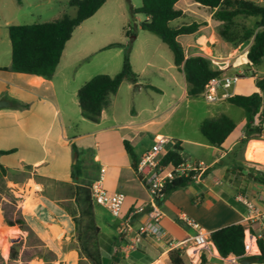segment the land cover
<instances>
[{
    "label": "crops",
    "instance_id": "crops-1",
    "mask_svg": "<svg viewBox=\"0 0 264 264\" xmlns=\"http://www.w3.org/2000/svg\"><path fill=\"white\" fill-rule=\"evenodd\" d=\"M108 1L76 29L100 15ZM180 11L182 16L192 17L193 21L187 25L201 24L195 33L187 35L194 36V40L185 47L179 41V37L184 35L177 38L185 57L206 56L212 63L232 57L233 50L230 51L226 44L215 38L211 10L194 3ZM142 20L143 17L137 18L138 24ZM137 28L140 29L139 25ZM105 46L99 51H104L102 48ZM218 47L222 49L220 53H217ZM10 66L0 67V93L9 91L13 97L20 99L28 107L22 109L10 104L8 108L0 109V150H14L11 154L0 156V165L10 170L5 182L15 202L16 211L11 220L20 218L24 223L22 229L19 225L8 226L0 207V238L7 242L5 254L4 247L0 245V258L5 264H44L42 257L51 253L55 259L48 264H89L86 259L79 256L75 226L71 218L57 198L44 193L46 182H70L72 151L65 128L70 129L77 116L81 120H87L81 117L78 102H75L74 98H68L69 80L63 78L61 82L58 81V85L55 84L57 67L52 79L45 80L34 75L11 72ZM171 67L184 80L183 74L174 65ZM172 80L174 82L173 78ZM183 83L182 96H187L185 80ZM133 87L137 92L145 87L158 93L162 92L139 83ZM78 89L73 90V97L76 96ZM231 93L237 94L235 90ZM224 102L227 103L226 100L218 103ZM139 107V113L145 111L150 114L158 110L159 104L145 103ZM220 114L224 113L218 112L214 117ZM136 118L138 112L131 109L128 120L121 121L119 115L118 122L115 107L109 105L101 112L98 123L88 121L93 126L86 134L92 136L96 151V168L88 182L91 184L102 175L107 193H120L124 196L119 218H113L102 206L93 207L95 223L102 234L101 262L106 260L111 264V257L115 256L122 264H169L170 250L181 249L185 252L186 249L185 254L190 262L199 264L200 255L206 251L195 249L190 243L183 242L198 229L209 236L212 231L233 224L245 228L243 217L246 211L236 201L237 194L250 196L256 207L264 212V185L253 180V177L264 174V163L258 161L260 144H264V135L239 146V142L245 138L244 120L239 128L235 125V129L220 148L207 144L203 137L202 139L167 137L173 143L181 142L180 154L183 161L203 163L208 170L202 181L187 182L183 187L167 193L157 201L163 213L160 221L162 235L158 238L153 236L145 238L136 245L135 250L126 255L123 252L125 245L132 240L138 228L149 221L150 200L140 177L135 173L131 157L125 151L124 142L130 145L138 161L140 154L150 148L157 138H152L139 128L142 125L146 127L154 125L155 121L152 118L142 120ZM105 122L111 125L105 127ZM237 129L239 130L236 133ZM251 151H254V155L250 154ZM24 166H30L31 170L24 172ZM238 168H242L241 172ZM184 217L192 220L197 230L189 227L183 220ZM260 231L258 224L250 229L252 236L258 235ZM250 239L253 240L255 246L253 249L256 251L248 249L246 257L243 258L257 257L260 254L256 238ZM211 245V255L206 254L212 259L224 260L218 255L213 244ZM13 246L18 249L17 260L9 259V252ZM191 249L194 250L195 257L189 253ZM148 259L150 261H147ZM256 264H259L258 261Z\"/></svg>",
    "mask_w": 264,
    "mask_h": 264
},
{
    "label": "trees",
    "instance_id": "trees-1",
    "mask_svg": "<svg viewBox=\"0 0 264 264\" xmlns=\"http://www.w3.org/2000/svg\"><path fill=\"white\" fill-rule=\"evenodd\" d=\"M19 1V0H17ZM107 0H67L69 7L75 9V16L63 15L51 22L32 25H11L7 28L10 42L11 66L9 71L19 74L34 75L45 80H51L60 62L66 43L71 39L75 29L84 21L91 18ZM179 0H140V6L131 9L132 15H140L143 20L141 30L156 35L169 49L173 56V65L183 74L187 86L188 97H198L202 94L209 80L223 74L215 70L212 60L206 56L193 55L185 57L184 51L177 41L181 35L195 33L201 24L192 23L179 27H172L170 23L182 16V12L175 8ZM203 8L213 12L212 22L215 38L226 44L229 50L237 49L241 44L250 41L249 48L243 59L247 67H258L264 59V6H259L251 0H190ZM258 19L252 25L241 23L242 20ZM113 48L123 49L121 70L114 76L96 75L85 82L77 91L76 97L81 117L91 123H98L101 112L107 108L109 98L116 94L121 83L129 82L136 86L139 78L131 68L129 48L121 43L108 44L102 50ZM258 91L249 95L234 94L227 98V103L243 110L245 116V138L239 142L242 146L251 139L262 135L263 129L257 124L264 108V77L255 82ZM16 107V106H15ZM17 107L27 109L28 105ZM235 129L234 122L225 114L214 118L204 119L199 124V132L207 144L220 148L227 137ZM125 151L136 165V156L127 142ZM73 155H77L71 147ZM181 142L176 141L173 148L163 158V163L177 165L183 162L181 157ZM14 150H0V156L13 153ZM30 166H24L23 171L29 172ZM242 168H238L241 172ZM9 169L0 165V177L8 179ZM28 175V174H26ZM242 175V174H241ZM252 176V174H251ZM253 180L264 185V174L253 177ZM187 182L183 179L175 180L166 188V194L183 187ZM62 191L61 207L71 218L75 226V241L79 256L89 264H102L103 249L101 248L102 234L95 223L94 203L90 194V182L82 177V171L77 162L71 165L70 182H56ZM15 207L14 201L5 203ZM5 223L8 226L19 225L23 228V220H11L6 215L5 207L1 206ZM244 228L233 224L214 230L210 233V242L222 259L229 257L242 258L244 250ZM260 254L258 263L264 264V241L257 239ZM246 246L249 247L246 239ZM6 250H4V254ZM256 250H253L255 252ZM18 249L12 247L9 252L10 260H17ZM169 264H192L184 250L172 249L168 252ZM1 259V258H0ZM44 264L55 259L51 253L43 257ZM205 252L200 255L199 264L212 262ZM2 261V260H1ZM115 256L111 257V264H118Z\"/></svg>",
    "mask_w": 264,
    "mask_h": 264
},
{
    "label": "rangeland",
    "instance_id": "rangeland-1",
    "mask_svg": "<svg viewBox=\"0 0 264 264\" xmlns=\"http://www.w3.org/2000/svg\"><path fill=\"white\" fill-rule=\"evenodd\" d=\"M259 6H264V0H251ZM194 4L190 0H179L175 4L177 10H181L188 5ZM140 6V0H109L100 15H97L76 29L71 39L66 43L59 64L57 65V75L55 84L61 82L63 78L69 80V99L73 97V90L81 87L90 78L100 75H115L121 70L123 49H109L99 51V49L109 43H121L129 48L130 65L135 74L139 76V84L151 86L161 90V93L150 88L134 90L128 83H122L118 88L117 95L109 99L110 107L114 106L119 122L128 120L129 111L136 109L138 118H152L155 124L151 127L144 125L139 128L148 133L152 138L160 136L181 137L184 139L199 138V124L204 119H208L224 113L235 125H239L245 120L242 109L228 103H207L203 96L192 98L182 96L183 77L177 75L172 69V54L169 49L159 40L156 35L138 29L137 18L140 15H132L131 9ZM63 15L75 16V9L69 7L67 0H0V67L10 66V42L7 28L11 25H32L51 22L61 18ZM102 16V18H99ZM192 17L183 15L173 20L170 25L178 27L191 23ZM258 19L242 20L241 23L252 25ZM194 40V36H181L179 41L183 47ZM250 45V41L241 44L231 52V58L224 61H215L212 66L215 70H220L226 75H240L241 79L232 86L230 91L235 90L237 94L248 95L258 91L255 82L264 77V59L258 67H247L241 55H245ZM218 52L222 51L219 47ZM207 53L209 51L205 49ZM214 54V53H213ZM216 54V53H215ZM171 65V66H170ZM174 79V82L172 80ZM143 88V87H142ZM0 101L8 102L15 106L24 104L23 101L13 97L9 91L0 93ZM145 103H158V110L147 114L145 111L139 113V105ZM77 106V105H76ZM78 108V107H76ZM4 109V108H3ZM105 127L111 125L105 122ZM92 124L75 117L73 126L65 128L66 136L70 138V147H73L77 155L72 154L71 163L77 162L78 168L82 171V177L88 181L96 168V151L93 146L92 136L88 133ZM104 127V126H103ZM235 131L236 133L238 132ZM82 136V137H80ZM261 152L258 158L259 163H264V144H260ZM254 155V151H251ZM22 177V176H20ZM6 182L0 177V207H5L6 215L13 216L15 207L6 206L7 201H13ZM45 191L49 197L57 198L60 205L62 191L53 182L45 183ZM248 249L253 251V240L247 238ZM0 245L6 249L7 242L0 238ZM193 249L189 251L195 257ZM123 261V260H122ZM147 261H150L149 259ZM0 264H5L0 259ZM102 264H108L106 260ZM118 264H122L118 262ZM210 264H232L229 259L215 260Z\"/></svg>",
    "mask_w": 264,
    "mask_h": 264
},
{
    "label": "built area",
    "instance_id": "built-area-1",
    "mask_svg": "<svg viewBox=\"0 0 264 264\" xmlns=\"http://www.w3.org/2000/svg\"><path fill=\"white\" fill-rule=\"evenodd\" d=\"M241 79L240 75H226L222 74L215 77L205 85L202 96L207 103H217L227 100L232 95L230 89ZM263 129L264 135V108L260 116V122H257ZM175 143L171 139L160 136L154 139L150 148L144 150L136 162L135 173L140 177V181L149 197V221L138 228L132 240L125 245L123 252L128 254L136 249V245L148 237H160L162 230L160 221L163 213L157 205V201L166 195V188L171 185L175 180L183 179L186 182L202 181L208 168L203 163H193L183 161L177 165L172 163H163V158L173 148ZM90 194L92 201L95 205L104 207L113 218H119L121 215L124 196L120 193L109 194L103 185V176L101 175L98 180L90 185ZM236 201L245 208V215L243 222L244 228V250L247 253L246 239L256 238L264 241V212L260 211L253 199L246 195L239 193L236 195ZM142 211V209H139ZM183 220L186 224L197 230L196 224L184 217ZM255 224H258L261 231L258 235L252 236L250 229ZM183 243H190L195 249L206 251L211 255V242L209 236L205 232H200L198 229L194 235L189 237ZM186 252V249H185ZM244 253L243 257H246ZM232 264H238L241 258L229 257Z\"/></svg>",
    "mask_w": 264,
    "mask_h": 264
},
{
    "label": "water",
    "instance_id": "water-1",
    "mask_svg": "<svg viewBox=\"0 0 264 264\" xmlns=\"http://www.w3.org/2000/svg\"><path fill=\"white\" fill-rule=\"evenodd\" d=\"M9 106H10V104L8 102L0 101V109L8 108ZM257 261H258V258L253 256L250 258H243V259L239 260V264H256Z\"/></svg>",
    "mask_w": 264,
    "mask_h": 264
}]
</instances>
